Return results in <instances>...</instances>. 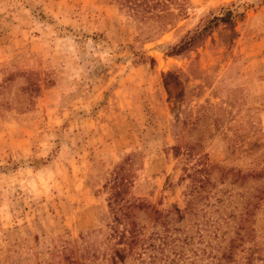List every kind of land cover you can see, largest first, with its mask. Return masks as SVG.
I'll list each match as a JSON object with an SVG mask.
<instances>
[{
    "label": "rangeland",
    "instance_id": "rangeland-1",
    "mask_svg": "<svg viewBox=\"0 0 264 264\" xmlns=\"http://www.w3.org/2000/svg\"><path fill=\"white\" fill-rule=\"evenodd\" d=\"M167 3L159 23L112 0H0V264H115L120 174L147 206L116 264L262 262L264 0ZM227 11L232 41L211 26Z\"/></svg>",
    "mask_w": 264,
    "mask_h": 264
},
{
    "label": "trees",
    "instance_id": "trees-1",
    "mask_svg": "<svg viewBox=\"0 0 264 264\" xmlns=\"http://www.w3.org/2000/svg\"><path fill=\"white\" fill-rule=\"evenodd\" d=\"M118 3L121 7L126 6L127 9L133 12L135 15L139 16L141 19H150L153 18L159 23L167 16L171 15L173 12H170L168 9L167 1L172 0H112ZM232 15L231 11L223 13L221 16H216L211 20L212 24L217 25L221 22L225 23V27L230 29L231 37L226 39L228 41L234 40L237 32L235 30L234 20L230 18ZM210 26V27H211ZM209 27V26H208ZM205 28L202 30H195L191 33V36L187 37L186 40L178 44L173 48L172 53H179L183 50L194 47L199 43ZM122 170V168H120ZM118 181L116 184V189L111 194L109 199V208L113 214V232L110 234L111 237H117V240L113 246V253L111 255V260L113 263H118L119 260H124L127 256V250L132 249L134 245H137L139 240V224L135 219L137 216L136 211L142 208H146V204H143L140 201L133 200L127 197V190H125L127 179L124 178L121 174L120 176L115 177ZM231 250L226 251L220 259L224 258L225 261L221 264H228L229 260L236 259L234 258ZM245 264H253V254H247ZM259 258V257H257ZM262 260L261 263L264 264V258L260 256Z\"/></svg>",
    "mask_w": 264,
    "mask_h": 264
}]
</instances>
